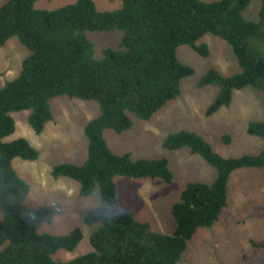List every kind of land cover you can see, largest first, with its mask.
<instances>
[{"label":"trees","instance_id":"obj_1","mask_svg":"<svg viewBox=\"0 0 264 264\" xmlns=\"http://www.w3.org/2000/svg\"><path fill=\"white\" fill-rule=\"evenodd\" d=\"M39 0H7L0 6V47L17 37L29 50L20 74L0 88V264H178L201 227L219 219L228 199L233 172L264 168V150L257 154L225 157L200 134L183 130L164 141L169 150L188 147L217 170L213 182L190 181L171 207L176 227L170 233L153 229L120 202L116 176L162 179L172 183L169 160L134 159L109 146L105 130L118 133L133 126L130 113L149 120L179 97L181 81L194 68L178 57L190 45L203 57L207 44L197 42L207 33L225 40L236 55L241 72L224 75L210 69L199 86L216 85L219 91L206 113L231 104L234 91L252 86L264 91V55L252 48V37L264 38V0L260 20L244 11L253 0H122L113 10H99L95 0H75L56 9L36 7ZM122 31L118 48L106 47L100 58L90 32ZM66 95L96 101L101 113L85 126L88 156L84 163H61L53 174L79 182V195L100 188V202L86 215L89 225L100 222L90 242L93 250L71 261H58L59 250H74L83 239L81 228L67 234L39 232L51 223L58 207H29L30 185L13 166L16 157L35 160L39 154L25 138L7 141L16 130L13 112L30 110L28 122L38 134L53 120L51 100ZM247 132L264 138V121H251ZM232 142L229 134L223 136ZM264 217V207L253 209ZM253 252L236 264H264V241L252 240Z\"/></svg>","mask_w":264,"mask_h":264},{"label":"rangeland","instance_id":"obj_2","mask_svg":"<svg viewBox=\"0 0 264 264\" xmlns=\"http://www.w3.org/2000/svg\"><path fill=\"white\" fill-rule=\"evenodd\" d=\"M7 0H0V6ZM75 0H39L36 7L52 10ZM212 2L215 0H204ZM99 10H113L122 0H95ZM261 0H253L244 11L246 18L260 20ZM122 31L90 32L95 43V56L102 57L106 47L118 48ZM207 44L210 53L203 57L190 45L178 49L179 59L194 68V74L181 81L179 97L168 102L151 119L144 120L129 112L133 126L121 133L105 130V138L118 154L131 153L134 159L162 158L169 160L174 173L172 183L162 179H134L118 175L120 202L137 219L148 221L153 229L170 233L176 227L171 213L172 205L180 199L181 192L190 181L213 182L217 177L215 167L188 147L169 150L163 144L171 133L188 130L200 134L219 154L239 157L257 154L264 150V138L250 135L247 127L251 121H264V91L248 86L234 91L230 105L207 115L219 87L199 86L201 78L216 69L224 75L241 72L242 68L232 47L222 38L207 33L197 44ZM252 48L264 55V38L252 37ZM29 50L17 37H12L0 47V88L15 79ZM53 120L47 122L41 133H36L28 122L30 110L13 112L15 132L6 138L12 141L25 138L38 151V158L27 160L16 157L13 166L29 185L26 204L29 207H58L59 212L51 223H42L41 233L67 234L81 228L83 239L74 250H59L53 258L71 261L93 250L90 238L101 225L86 223L87 213L100 202V188L84 197L79 195V182L53 174V167L61 163L82 164L88 156V139L85 126L101 113L96 101L66 95L51 100ZM229 134L230 144L223 141ZM264 207V168H242L232 173L228 184V199L211 227H201L189 242L178 264H236L245 254L253 252L252 240L264 241V217H255L253 209ZM3 211L0 205V220Z\"/></svg>","mask_w":264,"mask_h":264}]
</instances>
